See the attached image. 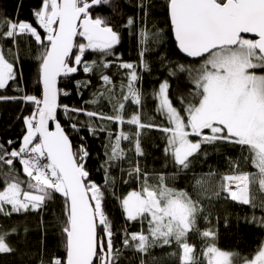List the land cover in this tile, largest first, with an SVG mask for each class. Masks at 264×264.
Here are the masks:
<instances>
[{
    "label": "snow or ice",
    "instance_id": "snow-or-ice-1",
    "mask_svg": "<svg viewBox=\"0 0 264 264\" xmlns=\"http://www.w3.org/2000/svg\"><path fill=\"white\" fill-rule=\"evenodd\" d=\"M101 6L116 11L112 0H42L41 7L34 10V17L39 28L43 29V35L30 22L0 15V41L10 39L15 44L18 36L30 35L40 46L36 59L39 62L38 82L42 86L39 98L36 95H0V100L20 99L35 105L31 115L24 117L26 132L20 147L13 148L15 142L12 140L7 141V147L0 142V175L4 177V187L0 190V215L41 212L53 200L54 194L64 198L60 224L65 255L53 254L45 260L41 254L40 264H120L125 249H134L141 256V264H146L143 256L149 254L150 249L173 242L180 250V264H197L188 236L198 231V218L206 211L203 199L219 198L222 193H227L226 198L255 208L254 187L258 185L264 192V0H166L176 47L193 62L199 61L198 64L173 65L166 56H161L169 77L177 78L187 73L192 85L187 93L178 94L180 108L171 99L168 79L160 82L158 90L154 91V98L158 101L156 111L167 125L143 123L139 110L127 118L124 112L128 102L137 109L142 108L143 94L137 87L141 80L138 68L148 70L145 55L152 51V44L162 41L161 31H153L147 26L150 5L144 0L137 4L143 13L142 26L136 33L138 64L123 62L116 55L114 49L121 42L120 32L107 17L92 15L93 9ZM134 24L135 19L129 16L123 27L131 29ZM77 37L82 41H77ZM89 51L97 53L100 59L89 62L85 58ZM12 55L11 49L5 54L0 46V90L21 78L16 71L18 58L10 59ZM114 64L126 70L127 84L121 82L123 101L117 98L112 114L58 103L59 95H68L57 87L58 77L77 73L81 68L84 73L98 71L105 88L90 103H99L105 95L111 101L115 98V86L106 70ZM76 86L79 90L86 87L87 82L77 81ZM16 90L23 91L18 84ZM60 108L76 131H79L76 122L79 115L89 118L86 127L92 135L97 130H106L104 127L97 129L91 122L94 119L136 127L135 133L123 130L116 133L114 141L113 133H108L110 143L106 147L111 152L105 163L109 167L114 160L125 158V150L120 146L122 141L134 142L136 156H143L141 130L157 127L167 141L165 156L172 158L178 171L190 169L203 145L217 142H228L246 149L249 156L244 159H250L256 171H237L235 175L223 178L228 183L210 189L205 187L206 178L196 179L193 188L196 198H193L188 191L167 184L166 181L175 179V176L160 174L159 182L151 183L149 175L141 172L137 162L134 168H130L129 175L135 174L138 181L142 179L140 190L130 191L118 199L125 221L139 222L141 229L137 232L125 229L121 241L123 247L120 248L114 243L116 233L103 207L104 187L109 182L108 167H105L104 186L90 180L83 162L89 156L84 137L74 151L69 135L57 119ZM49 121L55 123L54 131L50 130ZM80 124L84 126L83 122ZM16 161L22 166L27 180H21L16 174ZM4 167H7L6 172ZM208 191L211 196L206 197ZM260 206L264 208V202ZM204 219L208 220L209 216ZM252 222L264 224V217L257 221L253 216ZM16 231V228L0 231V254L15 251L7 237ZM199 234L206 240H214L216 236L211 229ZM203 256L207 264H234L236 254L209 243ZM243 264H264V245L251 258H244Z\"/></svg>",
    "mask_w": 264,
    "mask_h": 264
},
{
    "label": "trees",
    "instance_id": "trees-1",
    "mask_svg": "<svg viewBox=\"0 0 264 264\" xmlns=\"http://www.w3.org/2000/svg\"><path fill=\"white\" fill-rule=\"evenodd\" d=\"M140 0H112L116 6V11L107 6L94 8L93 16L102 15L108 18L109 22L121 34V42L114 49L117 56L123 62L139 63V47L137 44L136 33L141 25L143 13L137 7ZM150 7L148 8L147 26L153 31L160 30L162 41L158 44H152V51L145 55L148 63V70H140L141 80L137 87L143 94L142 122L152 123L155 125H167L164 118L157 113V100L154 98V91L158 90L160 82L165 79L169 80L171 85L170 96L175 102V106L180 108L177 99L179 93H187L191 90L192 85L187 79V73L180 74L177 78L168 76V68L161 62V56H166L175 63L198 64L199 61L193 62L191 58L185 57L176 47L174 36L171 33L168 21L166 0H144ZM42 0H0V15L27 21L37 27L43 35V29L39 28L34 17V10L41 7ZM132 16L135 24L131 29L123 27L127 18ZM77 41L82 38L77 37ZM5 54L11 49V58H18L16 71L21 77L10 87L0 90V95L8 97H19L23 95H36L41 97V85L38 82L39 62L36 57L39 54L40 46L36 44L34 38L30 35H20L17 42L13 44L12 40L0 41ZM75 51V49H74ZM85 58L90 62L99 60L97 53L89 51ZM109 59H115L110 57ZM119 61H117V64ZM116 66V64H114ZM117 68V67H116ZM115 71V72H114ZM126 70H106L114 84L115 98L109 100L108 96L100 99L99 103L92 104L90 101L101 91H105L103 82L99 78V72L84 73L82 68L79 72L64 76L58 82V88L68 95H59V104L68 107L86 108L88 111L104 112L112 114L113 106L117 103V98L123 101L121 94V82L126 85ZM117 73V74H116ZM77 81L87 82L86 87L77 90ZM17 84L23 91H17ZM113 88V85H108ZM129 103V102H128ZM127 103V104H128ZM126 104V105H127ZM137 107V106H136ZM35 105L20 99L0 100V142L7 147V141L12 140L15 143L13 148L18 149L23 135L26 132L24 117L30 116ZM137 110V111H138ZM75 115V114H68ZM57 119L65 129L66 134L73 145V150H77L84 137L83 143L89 152V156L83 161L86 170L90 174V180L98 185L104 186L105 167H108V184L104 187L105 197L103 207L106 214L113 224V231L116 233L114 243L117 247L122 248L121 243L124 237V230L128 232L140 231L139 222L128 223L124 219V214L120 206L118 197L115 195L119 187L117 182V168L121 160H114L109 167L106 165L108 154L111 149L109 145V132L113 133L112 141L115 140V134L121 131L119 123L94 119L91 122L97 126V129L104 127L105 131H99L92 135L86 127L89 118L85 115H79L76 118L79 131L71 127L63 108L58 109ZM83 122L84 126H81ZM195 140L196 137H190ZM141 146L144 152L143 156L137 157L140 161L142 173H147L150 182L158 183L160 174L168 179L166 182L170 187L188 191L196 198L193 191L196 179L204 177L207 179L205 187H219L225 183L224 177L236 174L237 171L255 172L251 160H245L249 156L246 149H241L239 145L228 142H217L213 145L205 144L199 155L193 159L192 166L188 170L178 171L170 156H165L166 138L165 134L157 127L144 128L140 136ZM121 146V145H120ZM11 151V148L8 149ZM205 153L207 155H205ZM238 166V168L236 167ZM15 172L21 180H27L24 175L22 166L18 161L14 164ZM7 171V167L3 168ZM212 173L211 176L208 174ZM142 179L137 180L135 174L129 175L123 182V188L127 194L130 191H139ZM4 187V177L0 175V190ZM255 194V193H254ZM211 196V191L206 193V197ZM264 202V195L258 194L255 200L256 207L243 205L236 201L228 200L226 194L222 193L219 198L212 197L203 199L205 213L198 218V231L191 232L188 236V242L194 247V254L197 257V264H207L203 250L209 243H214L222 251L235 253L234 264H243L244 258H251L255 252L264 244V224L252 222L253 216L257 218L264 217V208L260 205ZM64 198L60 194H54L53 200L49 201L41 212H21L13 213L11 216L0 215V231H10L16 228L17 231L7 237L8 242L15 249L8 254H0V264H40L41 254L47 260L53 254L63 257L65 255L62 236L61 224L63 219ZM210 212V215H209ZM204 216H209L208 220ZM147 230V222L143 225ZM211 229L216 233L215 239H205L199 233ZM102 235V230H101ZM179 247L173 242L171 245L157 246L150 249L149 254L143 256L146 264H180ZM176 253V255H172ZM120 264H141V256L134 249H125L120 258Z\"/></svg>",
    "mask_w": 264,
    "mask_h": 264
},
{
    "label": "rangeland",
    "instance_id": "rangeland-1",
    "mask_svg": "<svg viewBox=\"0 0 264 264\" xmlns=\"http://www.w3.org/2000/svg\"><path fill=\"white\" fill-rule=\"evenodd\" d=\"M116 67L117 66L113 65L110 68H111V70H116V71L123 70V69H119L118 67L117 68ZM157 103H158V101H157ZM137 110L138 109H137L136 105L131 104L129 102L126 105V108L124 110L125 117L126 118L130 117ZM121 130H123L126 133H135L136 127L134 125H128L125 123V124L121 125ZM121 147L125 150L126 155H125V158L121 160V162L119 163V167L117 168L118 169L117 170V182L119 184V187L115 192V195L117 197H123V196L127 195L124 191V188H123V182L125 181L127 174L130 171V168H134L136 166L137 162L138 163L140 162L136 157V153L134 150V142L122 141ZM139 167H140V163H139ZM233 175H235V174H233ZM229 176H231V175H229ZM225 183H228V182L225 181ZM232 183H234V182H232ZM254 193H255L254 195L256 196V198H257L258 194L264 195V192L259 190L258 185H256L254 187ZM224 194H226V197H227V193H224ZM227 199L231 200L230 198H227Z\"/></svg>",
    "mask_w": 264,
    "mask_h": 264
},
{
    "label": "water",
    "instance_id": "water-1",
    "mask_svg": "<svg viewBox=\"0 0 264 264\" xmlns=\"http://www.w3.org/2000/svg\"><path fill=\"white\" fill-rule=\"evenodd\" d=\"M175 39V38H174ZM184 55V54H183ZM64 76L58 77L57 79V87H58V82L60 79H62ZM41 96H42V86H41ZM58 103H59V96H58ZM49 128L50 130L54 131L55 130V123L52 121H49Z\"/></svg>",
    "mask_w": 264,
    "mask_h": 264
},
{
    "label": "bare ground",
    "instance_id": "bare-ground-1",
    "mask_svg": "<svg viewBox=\"0 0 264 264\" xmlns=\"http://www.w3.org/2000/svg\"><path fill=\"white\" fill-rule=\"evenodd\" d=\"M234 184V183H233Z\"/></svg>",
    "mask_w": 264,
    "mask_h": 264
}]
</instances>
